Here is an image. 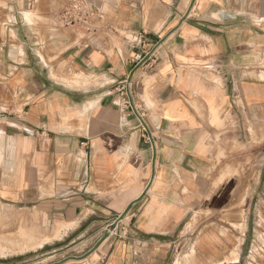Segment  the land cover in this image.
Masks as SVG:
<instances>
[{"label": "crops", "instance_id": "crops-1", "mask_svg": "<svg viewBox=\"0 0 264 264\" xmlns=\"http://www.w3.org/2000/svg\"><path fill=\"white\" fill-rule=\"evenodd\" d=\"M69 1L0 0V240L47 224L15 264H264V0Z\"/></svg>", "mask_w": 264, "mask_h": 264}, {"label": "built area", "instance_id": "built-area-1", "mask_svg": "<svg viewBox=\"0 0 264 264\" xmlns=\"http://www.w3.org/2000/svg\"><path fill=\"white\" fill-rule=\"evenodd\" d=\"M96 16L97 10L89 6L86 0H70L59 14L58 20L65 27H81L82 29H88L92 26V21ZM128 45L132 50L137 51L131 59V62L134 64V70L153 68L156 65V50L159 43H152L148 39L147 33L143 31L130 33ZM118 89L119 93H124L127 98L125 105L131 106L134 114L138 118V128L143 142L151 146V148H154L153 136L143 122L142 112L131 100L133 83L129 78H126L119 83Z\"/></svg>", "mask_w": 264, "mask_h": 264}, {"label": "rangeland", "instance_id": "rangeland-1", "mask_svg": "<svg viewBox=\"0 0 264 264\" xmlns=\"http://www.w3.org/2000/svg\"><path fill=\"white\" fill-rule=\"evenodd\" d=\"M263 153H264V147H261V149L259 147L258 153H257L258 162H261V158L263 156ZM116 225L117 224L115 223L112 227L106 228L108 234L114 232ZM69 227H72V225H67L66 229ZM203 227L206 228L207 225L204 224ZM46 228H47V224L32 226V227H29L28 229H26L24 227L18 228L16 230V233L10 234L8 239H1L0 240V257H4L5 259H8L5 262H10L11 264H15V262H22V260L21 261L18 260L19 257H17V258L14 257V255H16L15 253L24 252L26 250L36 249L39 245H41V242H44V241H39V240L38 241L28 240L27 238H25V234H26V237L29 238L28 234L31 235V233L38 232L41 230H46ZM200 228H201V226L199 227V225L194 223L192 230L197 231ZM241 228L243 230V227H241ZM93 230L99 232L100 228H99V226L95 225V227H93ZM8 251H10V252H8ZM39 254H40V252H37L36 254L28 255V258H29L28 262L34 263V264L40 263V261L43 259ZM71 264H78V262L77 263L71 262Z\"/></svg>", "mask_w": 264, "mask_h": 264}, {"label": "bare ground", "instance_id": "bare-ground-1", "mask_svg": "<svg viewBox=\"0 0 264 264\" xmlns=\"http://www.w3.org/2000/svg\"><path fill=\"white\" fill-rule=\"evenodd\" d=\"M229 210V209H228ZM242 216V215H241ZM238 218V217H237ZM242 220V219H241ZM242 224V223H241ZM234 225V224H233ZM240 225H238V227H239ZM243 227V226H242ZM241 230H242V228H241ZM242 232V231H241Z\"/></svg>", "mask_w": 264, "mask_h": 264}]
</instances>
